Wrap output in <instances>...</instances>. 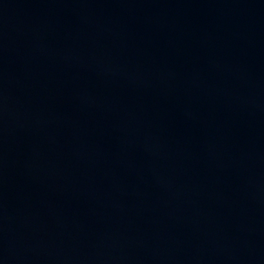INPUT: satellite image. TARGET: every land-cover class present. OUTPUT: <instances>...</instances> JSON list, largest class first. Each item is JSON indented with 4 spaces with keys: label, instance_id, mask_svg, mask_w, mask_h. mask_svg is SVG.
<instances>
[{
    "label": "water",
    "instance_id": "95a60500",
    "mask_svg": "<svg viewBox=\"0 0 264 264\" xmlns=\"http://www.w3.org/2000/svg\"><path fill=\"white\" fill-rule=\"evenodd\" d=\"M0 264H264V0H0Z\"/></svg>",
    "mask_w": 264,
    "mask_h": 264
}]
</instances>
